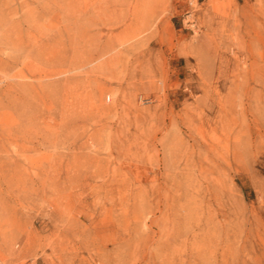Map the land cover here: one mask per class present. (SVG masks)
<instances>
[{
	"label": "rangeland",
	"instance_id": "obj_1",
	"mask_svg": "<svg viewBox=\"0 0 264 264\" xmlns=\"http://www.w3.org/2000/svg\"><path fill=\"white\" fill-rule=\"evenodd\" d=\"M1 264H264V0H0Z\"/></svg>",
	"mask_w": 264,
	"mask_h": 264
},
{
	"label": "built area",
	"instance_id": "obj_2",
	"mask_svg": "<svg viewBox=\"0 0 264 264\" xmlns=\"http://www.w3.org/2000/svg\"><path fill=\"white\" fill-rule=\"evenodd\" d=\"M1 264V263H0Z\"/></svg>",
	"mask_w": 264,
	"mask_h": 264
}]
</instances>
